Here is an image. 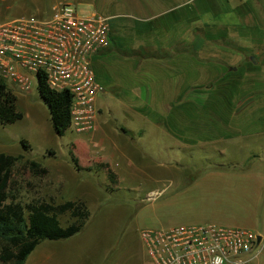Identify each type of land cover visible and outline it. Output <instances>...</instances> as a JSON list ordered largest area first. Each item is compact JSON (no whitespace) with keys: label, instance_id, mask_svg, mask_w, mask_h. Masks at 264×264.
Returning a JSON list of instances; mask_svg holds the SVG:
<instances>
[{"label":"rangeland","instance_id":"obj_1","mask_svg":"<svg viewBox=\"0 0 264 264\" xmlns=\"http://www.w3.org/2000/svg\"><path fill=\"white\" fill-rule=\"evenodd\" d=\"M60 1L0 0V21L48 16ZM66 1L80 13L103 14L109 25L149 22L171 39L182 36L188 52L181 51L178 64L158 56L160 61L143 67L155 75L154 84H161V90L155 88L158 98L145 110L152 120L169 122L171 112L159 102L170 98L165 93L171 74L178 72L179 82L199 87L173 105L192 104L190 112L184 105L173 122L177 139L150 134L153 122L138 117L132 123L135 132L123 138L129 145L126 157L116 154L107 169L98 165L97 151L84 149V135L70 128L57 135L35 83L29 93L16 95L24 114L12 124H0V152L36 159L48 171L36 175L17 163L12 170L15 198L7 203L24 208L35 200L80 199L90 209L83 229L66 239L40 242L24 264H151L140 230L209 224L260 235L257 263L264 264V0H138L156 3L152 12L166 9L161 15L134 13L122 0H106L103 7ZM192 34L203 42L200 52L187 46ZM95 59L91 66L99 79ZM229 70L241 83L236 91L221 94L214 83ZM104 93L98 97L102 107L116 102ZM103 116H109L110 128L127 126L119 112ZM141 127L145 134L138 133ZM59 219L65 227L76 217L66 212Z\"/></svg>","mask_w":264,"mask_h":264},{"label":"built area","instance_id":"obj_2","mask_svg":"<svg viewBox=\"0 0 264 264\" xmlns=\"http://www.w3.org/2000/svg\"><path fill=\"white\" fill-rule=\"evenodd\" d=\"M109 18L80 13L69 1L42 17L0 21V79L13 93H29L44 73L49 86L71 93L70 129L95 128L97 97L105 92L91 59L109 40ZM139 238L151 264H258L260 240L245 228L180 225L145 228Z\"/></svg>","mask_w":264,"mask_h":264},{"label":"crops","instance_id":"obj_3","mask_svg":"<svg viewBox=\"0 0 264 264\" xmlns=\"http://www.w3.org/2000/svg\"><path fill=\"white\" fill-rule=\"evenodd\" d=\"M98 2L99 4L96 0H88L87 3L92 6L102 5V7L107 3L106 0H99ZM122 2L128 7H133V12L139 14H147L152 12L154 8H158L156 3L149 6L141 4L138 0H122ZM164 10L166 9H159L150 14L161 15ZM109 26L108 43L103 50L101 49L95 55V60H97L99 79L102 82L97 79L104 86L105 93L113 95L116 102L113 101L114 104L112 105L107 102V105L102 107L98 103L97 97L98 113L95 128L82 137L84 149L97 151L105 169L108 168L109 164L115 162L114 157L116 154H119L120 157H126L129 145L123 141V138L127 137L125 135L129 133L135 132L132 123L138 117L144 118L149 123L153 122L148 131L150 134L177 137L175 133L158 124L157 121L152 120L145 111L158 98V91L155 88L161 90L159 87L161 84H154L155 75H148L149 72L143 71V67L147 64L152 66L155 64V61H160L161 59L159 60L157 58L158 56H168L170 57V63L178 64L181 61V51L188 52V50H185L186 48L182 49V36L176 35L171 39L169 34H167L168 31H161L160 33L158 27L153 25V28H151L149 22L136 25L122 24L119 21ZM190 38L189 42H187L190 51L194 53L200 52L201 50L199 49L202 47L203 42L198 41L197 36L194 34ZM172 48L173 53L171 51ZM178 77V72L171 74L170 80L166 85L167 92L165 93L170 98L159 102V104L163 105V109L169 113L173 105L177 104L178 100L184 98L186 91H194L195 88L199 87L198 84L191 85L190 83L185 84V82H179ZM100 95H103V93ZM105 112L109 114L119 112L120 117L127 126L121 124L119 127L115 123L110 128L109 116H103ZM114 120L116 119L114 118ZM174 123L177 124V119L174 120ZM156 128H158L159 132ZM146 132L147 130L141 127L138 133L145 134Z\"/></svg>","mask_w":264,"mask_h":264},{"label":"trees","instance_id":"obj_4","mask_svg":"<svg viewBox=\"0 0 264 264\" xmlns=\"http://www.w3.org/2000/svg\"><path fill=\"white\" fill-rule=\"evenodd\" d=\"M229 74L223 75L221 81L215 84L221 94L229 90L236 91L241 81L238 77ZM46 75L39 72L36 88L39 96L48 107L49 119L57 135L65 134L70 127V103L71 93L67 90H55L49 86ZM17 94L7 88L5 81L0 79V124H12L23 117L24 112L17 107ZM228 95L224 96V100ZM179 101V100H178ZM184 105L189 112L192 104L185 102L173 106L169 122L159 120L157 123L164 124L168 130L177 135L173 127L174 120L180 117ZM181 107V108H180ZM183 109V110H182ZM175 117V118H174ZM172 118L173 121H172ZM157 121V120H156ZM20 144L27 150L28 145L25 139H20ZM72 159L76 161L75 156ZM17 163L23 164L33 174L44 175L48 171L43 164L36 159L22 160V155L6 154L0 152V261L3 264H24L31 251L44 240L66 239L83 229L90 215L89 208L80 199L66 200L54 203L35 200L28 203L24 208L19 203H7V200L14 201L12 193L13 180L12 170ZM104 167L103 163H98ZM68 212L76 220L63 227L60 225L59 216Z\"/></svg>","mask_w":264,"mask_h":264},{"label":"water","instance_id":"obj_5","mask_svg":"<svg viewBox=\"0 0 264 264\" xmlns=\"http://www.w3.org/2000/svg\"><path fill=\"white\" fill-rule=\"evenodd\" d=\"M251 60L253 61V63H256L257 62V59L254 56H251ZM234 70H235V68H234ZM260 238H261V236L260 235H257V240H260Z\"/></svg>","mask_w":264,"mask_h":264}]
</instances>
